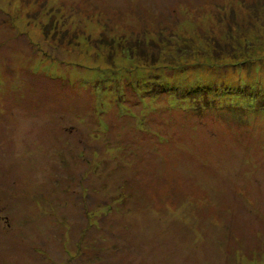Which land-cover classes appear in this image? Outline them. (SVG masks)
<instances>
[{
    "label": "rangeland",
    "instance_id": "374dc122",
    "mask_svg": "<svg viewBox=\"0 0 264 264\" xmlns=\"http://www.w3.org/2000/svg\"><path fill=\"white\" fill-rule=\"evenodd\" d=\"M0 264H264V0H0Z\"/></svg>",
    "mask_w": 264,
    "mask_h": 264
}]
</instances>
